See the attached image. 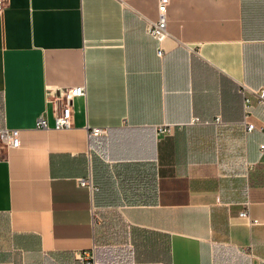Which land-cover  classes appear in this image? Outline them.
I'll return each instance as SVG.
<instances>
[{"label": "crops", "instance_id": "obj_1", "mask_svg": "<svg viewBox=\"0 0 264 264\" xmlns=\"http://www.w3.org/2000/svg\"><path fill=\"white\" fill-rule=\"evenodd\" d=\"M156 19L157 0H5L0 128L19 143H0V264L91 247L98 264H264V130L245 131L238 92L264 87V0H170L160 43ZM78 85L53 128L47 87ZM248 120L264 127L261 105Z\"/></svg>", "mask_w": 264, "mask_h": 264}, {"label": "built area", "instance_id": "obj_2", "mask_svg": "<svg viewBox=\"0 0 264 264\" xmlns=\"http://www.w3.org/2000/svg\"><path fill=\"white\" fill-rule=\"evenodd\" d=\"M170 0H157V19L153 21H147L146 32L154 37L159 43L168 35L166 30L167 23V8ZM5 7V0H0V13ZM193 50L192 48L188 47ZM157 55L162 56L163 50L159 46L157 49ZM238 92L243 98V112L244 119L243 125L246 132H250L254 129L264 130L263 126L257 127L254 123L250 122L248 118L251 116V109L254 105H261L264 112V87L254 88L244 83H238ZM84 96V86H68V87H47L45 92V101L52 105L53 115V128L61 129L68 128L71 125V105L75 97ZM197 119H193L195 122ZM219 118H216L218 121ZM37 128H48V120L46 112L41 113L35 121ZM175 129L174 125L162 124L156 127V131L160 135H170ZM91 135H103L106 132L105 128L92 127L89 129ZM0 143L5 146H17L19 143V134L16 129H8L5 127L0 128ZM264 148V145H260ZM79 184L83 186H91L89 178L79 179ZM240 217L245 218L247 224H257V220L250 217L247 208L243 209L239 213ZM75 258L80 264H98L94 247L88 249H81L74 251Z\"/></svg>", "mask_w": 264, "mask_h": 264}]
</instances>
